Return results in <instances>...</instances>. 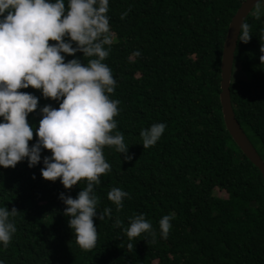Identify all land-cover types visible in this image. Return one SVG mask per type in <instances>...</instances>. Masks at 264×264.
Listing matches in <instances>:
<instances>
[{"label":"trees","instance_id":"16d2710c","mask_svg":"<svg viewBox=\"0 0 264 264\" xmlns=\"http://www.w3.org/2000/svg\"><path fill=\"white\" fill-rule=\"evenodd\" d=\"M243 1L109 0L113 41L104 62L116 80L110 95L120 101L117 130L134 154L126 161L104 148L111 170L94 190L97 212L109 207L112 214L94 218L96 244L84 250L58 199L61 192L75 198L84 181L65 190L59 179L41 177L42 162L0 168V206L18 211L17 231L7 248L0 246L4 264H264V178L226 131L219 101L224 44ZM254 11L246 20L252 36L238 43L230 96L237 121L264 159V14L257 19ZM135 50L141 55L133 57ZM238 68L245 78L236 79ZM20 91L39 98L27 117L30 125L38 126L40 107H58L39 90ZM156 122L165 130L143 148L139 132ZM35 140L34 132L30 145ZM45 155L50 153L42 150ZM112 187L129 193L118 211L107 198ZM216 190L227 199L215 197ZM140 213L155 237L142 233L129 249L124 229ZM170 213L162 239L158 221Z\"/></svg>","mask_w":264,"mask_h":264},{"label":"clouds","instance_id":"9594fccd","mask_svg":"<svg viewBox=\"0 0 264 264\" xmlns=\"http://www.w3.org/2000/svg\"><path fill=\"white\" fill-rule=\"evenodd\" d=\"M254 5L259 19L264 14V0H256ZM128 10L121 13V19ZM108 11L109 0H0V168H14L25 160L32 168L42 162L41 177L52 182L59 179L65 190L84 181L75 198L58 194L68 227L84 250L96 244L94 218L102 220L112 214L109 207L97 212L99 198L94 190L102 174L111 170L104 148H114L126 161L134 156L114 119L120 101L111 98L116 80L104 62L113 41ZM237 33L243 43L252 36L244 20ZM259 41V60L264 63V28ZM76 53L82 57L77 58ZM131 55L140 56V50ZM67 56L73 58L66 61ZM29 87L58 103V107L46 104L39 108L38 126L30 125L27 117L38 108L39 98L20 91ZM165 127L164 122H156L142 128V147L155 145ZM34 132L36 140L30 145ZM42 150L50 155L42 159ZM128 197L119 187L107 193L117 211ZM17 213L15 207L0 206V246L4 248L17 231L13 219ZM172 218L173 214H165L158 221L162 239L168 236ZM128 220L124 231L129 249L142 233L155 237L143 213Z\"/></svg>","mask_w":264,"mask_h":264},{"label":"water","instance_id":"95a60500","mask_svg":"<svg viewBox=\"0 0 264 264\" xmlns=\"http://www.w3.org/2000/svg\"><path fill=\"white\" fill-rule=\"evenodd\" d=\"M255 3L256 0H244L237 9V12L234 15L233 20L229 26L226 41L224 44L221 64L222 83L219 101L226 131L228 132V134H230L243 154L246 155L247 158L260 169L264 178V159L259 154L257 148L252 143L248 135L245 134V132L242 130L239 122L237 121L233 112L230 96V86H232L236 51L239 43V40L237 39L238 25L242 20H247V17L255 8Z\"/></svg>","mask_w":264,"mask_h":264},{"label":"rangeland","instance_id":"374dc122","mask_svg":"<svg viewBox=\"0 0 264 264\" xmlns=\"http://www.w3.org/2000/svg\"><path fill=\"white\" fill-rule=\"evenodd\" d=\"M237 78H245V75H243L242 73H241V71L239 70V68H238V70H237V74H236V79ZM214 195H215V197H217V198H222V199H227V196L224 194V193H222V192H219V191H215L214 192Z\"/></svg>","mask_w":264,"mask_h":264}]
</instances>
